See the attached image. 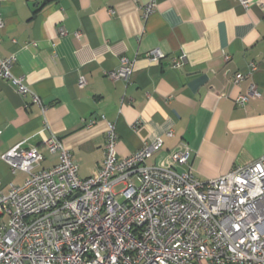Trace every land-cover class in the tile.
<instances>
[{
	"label": "crops",
	"instance_id": "0c3cea01",
	"mask_svg": "<svg viewBox=\"0 0 264 264\" xmlns=\"http://www.w3.org/2000/svg\"><path fill=\"white\" fill-rule=\"evenodd\" d=\"M151 1L156 6L146 17L142 9ZM239 1L0 0V60L16 58L12 72L33 94L22 97L0 79V157L23 142L43 153L37 170L49 169L58 154L46 153L44 140L55 136L79 176L95 177L112 124L118 158L159 138L145 164L189 170L201 182L258 161L264 0H247V9ZM153 49L164 55L157 63L145 58ZM122 58L133 64L128 81L110 78ZM251 63L256 70L249 74ZM236 74L244 76L237 86ZM250 85L260 98L237 104ZM186 149L189 165H174L171 155ZM26 178L0 158V196ZM7 220L1 216L0 226Z\"/></svg>",
	"mask_w": 264,
	"mask_h": 264
},
{
	"label": "built area",
	"instance_id": "2783aa9c",
	"mask_svg": "<svg viewBox=\"0 0 264 264\" xmlns=\"http://www.w3.org/2000/svg\"><path fill=\"white\" fill-rule=\"evenodd\" d=\"M239 3L249 7L247 0ZM155 6L146 4L144 16ZM145 58L157 63L164 55L153 49ZM15 63L14 56L0 60V79L22 97L33 95L13 74ZM120 63L110 78L128 81L133 64ZM255 70L251 63L249 74ZM243 79L236 74L233 85ZM259 98L250 85L236 103ZM23 144L0 157L12 174H27L0 196V217H8L0 226V264H264V157L201 182L189 170L145 164L160 149L159 138L118 158V135L108 124L102 166L97 176L81 178L57 137L44 140V151L58 154V163L45 170H37L43 153ZM171 161L188 166L190 154L176 152Z\"/></svg>",
	"mask_w": 264,
	"mask_h": 264
}]
</instances>
